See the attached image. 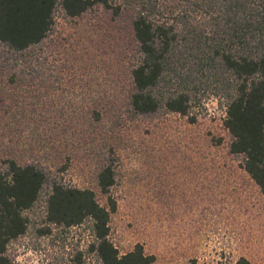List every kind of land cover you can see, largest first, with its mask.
Returning a JSON list of instances; mask_svg holds the SVG:
<instances>
[{"label":"rangeland","instance_id":"374dc122","mask_svg":"<svg viewBox=\"0 0 264 264\" xmlns=\"http://www.w3.org/2000/svg\"><path fill=\"white\" fill-rule=\"evenodd\" d=\"M129 36L125 15L102 6L71 19L59 10L53 35L27 54L32 77L2 68L0 47V169L11 159L39 162L102 206L114 202L109 240L121 256L141 245L153 264H264V197L244 157L230 152L217 78L192 93L188 116H136L127 99ZM106 163L116 174L108 194L98 185ZM49 192L9 245L15 264H103L90 221L47 223Z\"/></svg>","mask_w":264,"mask_h":264},{"label":"trees","instance_id":"16d2710c","mask_svg":"<svg viewBox=\"0 0 264 264\" xmlns=\"http://www.w3.org/2000/svg\"><path fill=\"white\" fill-rule=\"evenodd\" d=\"M98 6L117 18L125 15L129 111L145 118L163 111L188 116L192 93L217 78L232 136L230 152L244 157L243 168L264 197V0H0L1 67L12 77L22 67L21 74L32 77L27 54H36L53 35L58 11L71 19ZM51 177L39 162L11 159L0 169V264H15L9 245L28 232L27 213L48 186L47 223L72 228L90 221L92 249L103 264L155 262L141 245L121 256L109 240L114 202L102 206L92 190ZM115 182L112 164H104L98 174L102 193ZM235 264L250 262L241 258Z\"/></svg>","mask_w":264,"mask_h":264}]
</instances>
